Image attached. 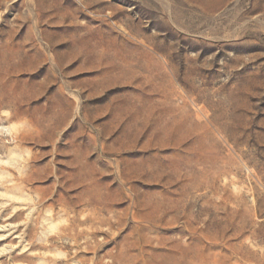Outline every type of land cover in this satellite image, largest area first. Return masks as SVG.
I'll use <instances>...</instances> for the list:
<instances>
[{"label":"rangeland","instance_id":"obj_1","mask_svg":"<svg viewBox=\"0 0 264 264\" xmlns=\"http://www.w3.org/2000/svg\"><path fill=\"white\" fill-rule=\"evenodd\" d=\"M0 264H264V0H0Z\"/></svg>","mask_w":264,"mask_h":264}]
</instances>
